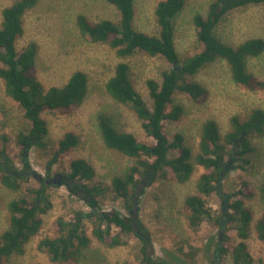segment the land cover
I'll use <instances>...</instances> for the list:
<instances>
[{"label": "rangeland", "instance_id": "rangeland-1", "mask_svg": "<svg viewBox=\"0 0 264 264\" xmlns=\"http://www.w3.org/2000/svg\"><path fill=\"white\" fill-rule=\"evenodd\" d=\"M16 1L0 0V28L3 10ZM159 1L134 0L135 30L149 36L160 35L155 14ZM215 2L186 0L182 11L174 17V41L181 61L203 50L193 19L198 14L206 18ZM79 16H84L92 24L102 20L117 24L121 18L118 9L107 0H37L35 7L22 17L24 32L15 45L18 51L29 43L36 45L34 74L45 89L63 86L77 71L86 73L89 80L85 99L70 113L46 111L43 114L49 129L43 140L46 146L41 148L34 144L29 149V170L43 179L48 173L51 178L62 175V181H65V176L71 171V161H87L95 174L85 183L103 189L97 212L117 211L123 217L130 216L135 225L141 224L149 234L147 252L155 260L172 264H234V248L243 242L250 255V264H264V241L258 238L255 228L257 220L264 214V131L247 137L254 149L243 157L249 159L248 164L242 158L231 163L229 159L225 160L228 172L215 183L217 189L208 199L212 217L203 222L197 232L188 224L185 200L197 192L198 179L205 172L200 165L194 166L189 180L183 183L177 181L171 172L157 174L151 183L143 181L134 192L133 206L114 196L110 188L112 179L126 175L136 159L106 146L98 117H109L116 130L132 133L142 143L153 146L155 141L145 134L142 122L131 106L115 101L107 93L106 84L120 61L128 63L133 86L151 110L153 101L146 81L155 79L162 82L163 74L169 72L173 65L161 56L152 57L141 51L121 60L109 44L94 43L81 33L77 24ZM214 33L231 47L251 39L264 40V3H250L228 10L219 20ZM247 70L262 83L261 87L250 90L236 84L230 66L223 59H217L189 77L206 93L195 101L187 93L176 92L173 105L181 106L183 113L178 121H164L165 133L170 137L182 134L184 145L195 156L199 153L202 129L207 121H215L224 138L232 130V117L245 120L255 109L264 111V52L247 59ZM30 128L31 122L26 118L24 108L7 95L0 79V151L7 144L9 158L20 172L25 168L17 138L19 133H28ZM69 132L76 135V146L54 160L59 140ZM240 144L238 150L241 149ZM36 182L31 177L16 190L0 183V238L10 225V202L26 195L24 186L39 188ZM45 191L44 207L47 210L42 215L40 233L25 245L23 254L11 255L4 264H60L52 261L48 252L39 248L40 241L60 235V218L69 222L79 212L85 215L91 213L86 200L81 198L84 194L72 193L65 184H46ZM28 198L34 199L35 196L29 195ZM238 199H243L244 207L252 217L246 229L241 223L240 227L246 234L244 237L240 236L239 224L229 222L225 217L227 213L233 214L230 205ZM220 220L224 221V226L219 224ZM92 224V218L84 221L91 241L82 249L79 260L65 264H142V242L135 234L123 236L124 244L111 247L108 242H99L93 236ZM219 247L226 251L220 252Z\"/></svg>", "mask_w": 264, "mask_h": 264}, {"label": "trees", "instance_id": "trees-1", "mask_svg": "<svg viewBox=\"0 0 264 264\" xmlns=\"http://www.w3.org/2000/svg\"><path fill=\"white\" fill-rule=\"evenodd\" d=\"M107 1L120 12V22L116 24L110 20H102L92 24L84 16H79L77 24L84 36L94 43L109 44L121 60L141 51L152 57L161 56L173 65L169 72L163 74L162 82L155 79L146 81L153 101L151 110L133 86L128 63L120 61L106 84L107 93L115 101L131 106L141 120L145 134L155 141L153 146L142 143L132 133L116 130L109 117L103 115L98 117L106 146L136 159V163L126 175L112 179L111 191L116 198L133 206L134 192L136 193L143 181L148 180L151 183L157 174L171 172L177 181L183 183L189 180L194 166L200 165L205 172L198 179L197 192L185 200L188 224L197 232L202 223L212 217L208 199L217 189L215 183L222 180L223 174L228 172L225 160L229 159L231 163L242 158L245 164L249 163V159L243 157L254 149L247 141V137L264 131V111L255 109L245 120L237 116L232 117L230 120L232 130L224 138L221 137L218 124L215 121H207L202 129L199 153L195 156L191 149L184 145V136L177 133L170 137L165 133L163 123L166 120L178 121L182 116V107L173 105L176 92L187 93L195 101L206 93L200 84L190 81L189 77H193L204 66L217 59L227 62L236 84L250 90L261 87L262 83L248 72L247 59L264 52V40L251 39L237 47H231L218 39L214 30L228 10L250 3L263 4L264 0H216L210 6L206 18L196 15L193 20L203 50L183 61L180 60L175 47L173 19L182 11L186 0L158 2L155 14L160 27L159 36H149L135 30L134 0ZM36 4L37 0H17L11 7L3 10L0 28V79L7 95L24 108L25 116L31 122L30 131L19 133L17 138L25 170L21 172L17 170L9 158L7 144L0 151V183L14 190L21 188L25 180L34 178L32 175L34 171L29 170L28 151L34 144L41 148L46 146L43 140L49 129L43 114L46 111L68 114L74 106H79L83 102L88 92V76L81 71L73 73L63 86L45 89L38 76L34 74L36 45L29 43L22 50H17L15 42L24 32L22 17ZM220 6L222 9L218 11ZM239 143H242L240 150L237 149ZM76 144V135L66 133L57 144L54 160L59 155L70 152ZM70 169L62 185L65 184L68 190L76 195L84 194L81 198L86 200L91 213L85 215L79 212L69 222L60 218L58 220L60 235L40 241L39 248L48 252L52 261L65 264L79 260L82 249L91 241L84 228V221L92 218V234L99 242H108L111 247L122 245L126 242L123 236L133 233L142 242V264H172L169 261L155 260L148 254L149 234L141 224L135 225L130 216L123 217L117 211L97 212L103 189L98 185L90 187L85 183L95 174L87 161L75 159L71 161ZM36 181L39 188L24 186L26 195L9 204L10 225L0 238V264H4L5 259L11 255L23 254L25 245L42 229V215L47 210L44 207L46 183L38 179ZM240 193L243 194L242 191ZM29 195H34L35 198L29 199ZM230 209L233 214L227 213L225 217L229 222L239 224L240 236L244 237L245 230L243 231L240 226L241 223L244 229L249 226L251 213L244 207L243 199L235 200ZM218 222L224 226V221ZM255 228L258 238L264 241V214L257 220ZM219 251L224 253L226 249L219 247ZM232 255L234 264H250V255L243 242L237 244Z\"/></svg>", "mask_w": 264, "mask_h": 264}, {"label": "water", "instance_id": "water-1", "mask_svg": "<svg viewBox=\"0 0 264 264\" xmlns=\"http://www.w3.org/2000/svg\"><path fill=\"white\" fill-rule=\"evenodd\" d=\"M220 9H221V6L218 8V11H220ZM243 136H244V134H243ZM243 136L241 137V140L243 139ZM32 175L34 176L35 179H38L39 181L43 180V178L41 176H39L37 173H35V172L32 173ZM57 176H58L59 179H58V181L57 180L54 181V183H56L57 185L61 186V184H62V181H61L62 175H57ZM135 210H136V208H135ZM219 238H220V240H222V235H220Z\"/></svg>", "mask_w": 264, "mask_h": 264}, {"label": "flooded vegetation", "instance_id": "flooded-vegetation-1", "mask_svg": "<svg viewBox=\"0 0 264 264\" xmlns=\"http://www.w3.org/2000/svg\"><path fill=\"white\" fill-rule=\"evenodd\" d=\"M222 8V6H221ZM58 176H56L55 178H51L50 177V173L47 174V176H45V179H43L42 181H44L46 184H50V183H54V181H58ZM63 180V177L61 178V181ZM49 181V182H48ZM53 181V182H52ZM63 182V181H62ZM62 185V184H61ZM216 254H219V252H216ZM219 258V256H218Z\"/></svg>", "mask_w": 264, "mask_h": 264}, {"label": "crops", "instance_id": "crops-1", "mask_svg": "<svg viewBox=\"0 0 264 264\" xmlns=\"http://www.w3.org/2000/svg\"><path fill=\"white\" fill-rule=\"evenodd\" d=\"M4 9V8H3Z\"/></svg>", "mask_w": 264, "mask_h": 264}]
</instances>
